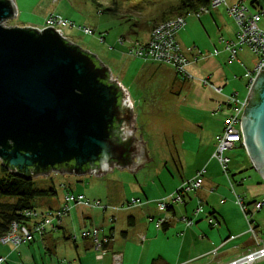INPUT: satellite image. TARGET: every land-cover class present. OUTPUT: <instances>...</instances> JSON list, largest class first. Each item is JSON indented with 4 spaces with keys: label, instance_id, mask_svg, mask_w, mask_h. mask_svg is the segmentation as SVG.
I'll list each match as a JSON object with an SVG mask.
<instances>
[{
    "label": "crops",
    "instance_id": "0c3cea01",
    "mask_svg": "<svg viewBox=\"0 0 264 264\" xmlns=\"http://www.w3.org/2000/svg\"><path fill=\"white\" fill-rule=\"evenodd\" d=\"M219 8L210 10L207 16L203 15L199 19L202 23L204 17L211 16L214 19L215 27L218 29L216 39L213 40L209 37L203 48L187 47L183 33L188 28L189 22H186L185 27L176 35L182 51L190 62L188 71L192 76L191 79H182L169 66L145 62L138 73L139 79L141 75H145L144 78L147 77V79L161 76L167 80L168 87L174 86L170 90V94L182 98V103L179 106L185 107L188 111V129L183 132L190 140L185 143L187 149L182 153V157L176 154L173 163L176 175L171 173L169 176L168 173L160 171L157 175L158 182L154 180L144 187L135 188L137 190L131 192L132 195L127 193L122 186L118 192H110L106 202L103 203L100 200L88 199L83 193L78 192V188L75 187L77 175L64 173L73 178L66 181L60 194L56 186L53 185L52 187L58 194L57 197L37 202L38 211L47 212L61 208L67 192L76 196H85L91 202L99 201L103 206L106 204L107 209L76 205L72 207L70 215L63 220L57 230L49 229L43 236H36L31 243L14 246L12 244L4 245L0 241V259H4L1 264L21 262L25 264H55L52 261L45 263L44 260L48 261L47 255L49 257L59 256L56 258V263L60 264L61 258L68 256L57 251L60 234H63V241L69 240L74 243L75 252H70L69 255L73 256L74 260H69L70 264H112L113 255L116 253L122 254L123 264H219L233 260L255 248L251 237L250 239L246 238L249 234L243 221L244 218L242 219L239 215V225L236 227L232 221V215L240 209L236 204L235 194L242 196L248 203L264 200V181L259 176L260 178H257L255 185L247 186L245 189L238 188V186H243L244 177H236V174H241L246 164L253 166L246 150L239 149L237 151L242 163L238 167L232 165L234 159L227 155L231 160L230 179L233 183V178L236 180L233 190L228 177L213 156L217 146V138L223 132L224 119L230 114V110L225 106L227 97L235 95L239 100H244L240 99L239 92L229 88L232 84L231 81L236 78L250 81V73L256 66L257 57L255 56V59L252 60V67H248L241 57L246 50L244 48L238 53L237 59L230 62L231 55L225 49V44L221 42V38L229 41L235 40L237 29L234 26L220 25L219 18H222V15L219 13ZM150 36L151 33L148 32L141 39L143 42H147ZM222 54L225 55L226 67H232V70L226 69L220 60ZM152 69L154 70L152 71ZM147 70L150 72L147 73ZM114 77L129 92L137 114V99H133L123 79L116 75ZM204 79H208L209 84L221 88V93H217L210 85H205L202 82ZM249 81L247 82L248 91ZM247 97H249V92ZM136 127L139 130V135L141 134L142 141L146 143L137 122ZM146 149L149 151L148 143H146ZM147 155L149 158L150 151ZM136 162H140V160L134 158V163ZM116 168L114 166L112 172ZM203 169L206 173L202 188L198 192L188 195L183 205L176 206L168 212L169 216H186L191 219L194 224L190 227L183 222L174 221L159 229L156 221L162 213L159 212L154 203L142 208H122L132 199L156 202L167 198L174 194L184 182L193 178L197 172ZM140 170L141 168L137 172ZM122 171H128V169L124 167ZM109 173L111 172L106 174ZM199 208L200 211L196 213ZM210 217L219 223L217 227L209 223ZM95 229H102L103 233L101 234H113L114 236L113 242L108 247L103 259H98L92 241L81 237L82 233L92 232ZM72 235H77L78 240L70 239ZM136 242H138L137 252L134 250L135 248L133 249ZM215 251L218 252L216 257L213 254Z\"/></svg>",
    "mask_w": 264,
    "mask_h": 264
},
{
    "label": "water",
    "instance_id": "95a60500",
    "mask_svg": "<svg viewBox=\"0 0 264 264\" xmlns=\"http://www.w3.org/2000/svg\"><path fill=\"white\" fill-rule=\"evenodd\" d=\"M15 0H0V161L26 179L52 172L136 173L148 158L129 92L96 55L53 28L6 27ZM246 152L264 181V71L241 119ZM134 158L140 162L134 163Z\"/></svg>",
    "mask_w": 264,
    "mask_h": 264
},
{
    "label": "rangeland",
    "instance_id": "374dc122",
    "mask_svg": "<svg viewBox=\"0 0 264 264\" xmlns=\"http://www.w3.org/2000/svg\"><path fill=\"white\" fill-rule=\"evenodd\" d=\"M97 1L104 6L103 10L110 5L109 0ZM228 1L232 5L238 0ZM254 1L246 0L251 8H253L252 3ZM179 3V0H129L123 4L121 15L125 19L136 23L139 26V30H142L148 19L160 21L163 13L172 11ZM15 5L17 17L6 22L4 26L43 29L45 21L50 14H54L57 17L73 23L74 27L69 25L62 28L63 36L81 49L96 55L110 69L114 76L116 75L124 80L133 99H137L138 101L136 105L137 124L144 135V139L148 143L150 151L149 158L152 157L153 161L143 165L137 173H132L129 170L122 171L117 167L113 172L103 176H95L92 174L77 176L75 187L78 188V192L83 193L88 199H96L105 203L109 193L113 191L118 192L122 186H124L127 193L132 195L131 192L137 190L135 188H139L140 186L144 187L148 183L154 182V180L158 182L157 175L160 171L168 173L169 176L171 173L176 175L173 164L176 154L182 157V153L187 149L185 143H187V140H190L187 139L184 135L185 132H183L188 129V111L185 107L179 106L182 103V98L170 94V90L174 86L170 85L168 87V82L163 77L156 76L155 78L147 79V77L144 78L145 75H141V78H138V73L144 62L130 54V50L137 39V27L133 26L131 22L128 23L123 18L113 16L106 12L104 15H99L101 7L97 6L94 0H15ZM219 9V13L222 15V18H219L220 25H227L228 27L234 26L237 29V25L229 16L226 7L221 6ZM213 20L211 16L204 17L201 23L195 15L187 17V22H189L188 28L183 33L187 47L200 49L204 47L209 37L213 40L216 39L218 29L215 27L216 25ZM80 27H89L95 33L94 35H85L79 29ZM262 28H264V25H262ZM101 34L104 37L103 42L100 40ZM122 41L124 42L122 43ZM246 50L248 51V49ZM246 50L242 55L240 53V55L248 67H252V60L255 59V56L250 50L249 52ZM224 57L225 55L222 54L220 60L225 65ZM225 68L232 70V67L228 68L226 65ZM233 68L235 69V67ZM148 72L150 70H147ZM114 79L117 80L116 77ZM248 81V79H233L229 88H233L234 91L239 92L240 99H246L249 92L247 88ZM119 83L121 84L120 81ZM225 113L228 112L225 111ZM138 131L137 128V137L140 136ZM210 137L208 136V139ZM227 155L234 159L232 165L238 167L242 163L240 154L236 149L229 151ZM1 169L2 162L0 161V179L3 176ZM236 177H244L242 181L243 186H238L239 189H245L247 186L255 185L257 178H260L258 173L249 164H246L242 173L236 174ZM70 178L73 177L60 172H52L49 175L35 177V183L37 187L44 189L54 185L60 194L63 191L66 181ZM233 179L235 183L236 180L235 178ZM105 206L106 204H104ZM239 210L232 215V221L237 227L239 225L240 215L242 219L244 218L243 221L247 226L248 233L249 226L245 220V216L242 214L243 212L241 213ZM253 221L254 226L257 227L259 238L264 240V208L253 217ZM250 237V234L246 236L247 239H250ZM58 238L57 251L68 255L65 258H61L60 264H70L69 260H74L73 256H69L70 252H75L74 243L69 240L63 241V234H60ZM138 242L133 246L136 252L138 251ZM57 257H49L47 255L48 261H44L45 263L52 261L57 264ZM49 258L51 259L49 260ZM71 258L73 259L71 260ZM16 264L25 263L21 262ZM257 264H264V262H258Z\"/></svg>",
    "mask_w": 264,
    "mask_h": 264
},
{
    "label": "built area",
    "instance_id": "2783aa9c",
    "mask_svg": "<svg viewBox=\"0 0 264 264\" xmlns=\"http://www.w3.org/2000/svg\"><path fill=\"white\" fill-rule=\"evenodd\" d=\"M221 6L226 7L229 16L237 25L235 40L229 41L221 38V42L225 44L226 50L231 55L230 62L236 60L238 53L244 48L250 50V52L257 57L256 66L250 73V90L256 76L260 74L261 70L264 71V28H262V25H264V0H256L253 2V8L247 4L246 0H238L232 5L229 4L228 0H209V7L207 8L204 7L197 12L188 13L185 16H179L156 25L151 32L149 41L144 44L135 43L130 50V54L145 63L169 66L178 75L182 76V78L187 80L191 79L192 76L188 71L190 62L183 53L176 35L185 27L187 17L195 15L200 19L203 15L209 14L211 9H216ZM69 25L74 27L73 23L55 15H50L47 17L43 29L53 28L63 35L62 28ZM79 29L82 30L85 35H94L95 33V31L89 27H80ZM100 40L103 42L104 37L101 36ZM123 42L124 41H122V43ZM202 82L205 85H210L217 93H221L222 89L209 84L208 79H204ZM248 103L249 97L244 100H239L235 95L227 97L225 106L230 110V114L224 119L223 132L217 138V146L213 156L221 166L224 174L228 177L230 186L233 190L235 189V184L231 181L229 176L231 160L227 156V153L235 149L246 150L241 119ZM205 173L206 171L204 169L197 172L193 178L184 182L174 194L167 198L156 202L134 199L122 208H142L143 206L154 203L159 212L162 213L161 217L156 221V225L159 229L174 221L183 222L186 226L190 227L194 224L191 219L186 216H169L168 212L176 206L183 205L188 195L196 193L202 188ZM235 198L236 204L240 207L248 222V233L251 235L255 248L233 260L219 264H257L258 262H264V241L259 238L258 231L253 221V217L264 208V200L247 203L240 195L235 194ZM76 205H86L103 210L107 209L101 205L99 201L91 202L87 200L85 196H76L71 192H67L64 196V203L61 208L47 212H40L38 210L26 211L24 216L28 219L27 222L24 224L13 222L9 232L0 237V241L4 245L12 244L14 246L31 243L35 240L36 236H43L47 230H57L61 226L63 220L70 215L72 207ZM199 211L200 208L196 213ZM208 221L212 226H218V222L214 218L210 217ZM101 233H103L102 229H95L92 232H84L81 234L83 239H90L92 241L98 259H103L108 247L114 239L113 234ZM71 239L77 241L78 236L72 235ZM142 239L144 238L142 237ZM213 254L216 257L218 252L215 251ZM3 261L4 259L1 258L0 264L3 263ZM112 264H123L122 254H114Z\"/></svg>",
    "mask_w": 264,
    "mask_h": 264
},
{
    "label": "trees",
    "instance_id": "16d2710c",
    "mask_svg": "<svg viewBox=\"0 0 264 264\" xmlns=\"http://www.w3.org/2000/svg\"><path fill=\"white\" fill-rule=\"evenodd\" d=\"M128 1L129 0H109L110 5L103 10L104 6L97 0H94L97 6L101 7L99 15H104L106 12L123 19L125 18L121 15V8L123 4ZM179 1L180 3L176 8H173V10L168 13L162 14L160 21H157L156 19H148L142 30H139V26L136 23L125 19L128 23L131 22L133 26L138 29L135 43H147L149 40L147 42H143L141 37L146 35L148 32L151 33L155 26L161 22L169 21L179 16H185L188 13L197 12L204 7H209V0ZM100 36H103V34ZM178 76L182 78V76ZM252 169H254L253 166ZM1 171L3 176L0 179V237L9 232L13 222H17L19 224L26 223L28 219L24 216V213L28 210H37V202L44 199H53L58 195L54 187L47 189L39 188L35 183V179H26L17 172L4 166H2Z\"/></svg>",
    "mask_w": 264,
    "mask_h": 264
},
{
    "label": "bare ground",
    "instance_id": "6f19581e",
    "mask_svg": "<svg viewBox=\"0 0 264 264\" xmlns=\"http://www.w3.org/2000/svg\"><path fill=\"white\" fill-rule=\"evenodd\" d=\"M246 201V200H245Z\"/></svg>",
    "mask_w": 264,
    "mask_h": 264
}]
</instances>
